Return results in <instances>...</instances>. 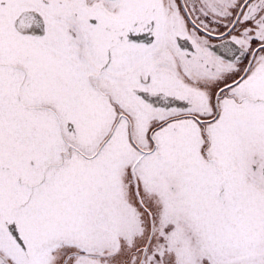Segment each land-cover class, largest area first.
<instances>
[{
    "label": "snow or ice",
    "instance_id": "6c2138e0",
    "mask_svg": "<svg viewBox=\"0 0 264 264\" xmlns=\"http://www.w3.org/2000/svg\"><path fill=\"white\" fill-rule=\"evenodd\" d=\"M0 264H264V0H0Z\"/></svg>",
    "mask_w": 264,
    "mask_h": 264
}]
</instances>
